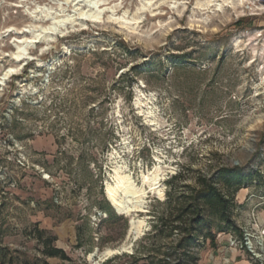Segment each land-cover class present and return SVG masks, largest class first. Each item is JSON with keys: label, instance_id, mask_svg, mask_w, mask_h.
<instances>
[{"label": "rangeland", "instance_id": "374dc122", "mask_svg": "<svg viewBox=\"0 0 264 264\" xmlns=\"http://www.w3.org/2000/svg\"><path fill=\"white\" fill-rule=\"evenodd\" d=\"M139 1L107 5L119 3L116 16L128 10L129 21ZM255 1L218 10L152 0L140 22L127 26L104 11L98 22L35 42L33 59L22 62L13 59L17 41L48 23L35 7L72 6L0 0V74L19 67L0 84V264H214L215 254L228 257L229 236L241 239L246 227L264 245V0ZM137 95L160 127L147 124ZM115 166L138 184L154 166L164 171L163 196L148 194L136 213L144 220L136 239L105 196ZM233 172L241 186L229 212L237 228L220 231L224 224L205 211L188 253L175 248L181 233L168 228L172 185L182 189L201 175L227 193L223 180ZM53 236L69 260L43 255ZM122 245L130 252L101 258ZM238 246L232 249L264 264V255L252 259Z\"/></svg>", "mask_w": 264, "mask_h": 264}, {"label": "bare ground", "instance_id": "6f19581e", "mask_svg": "<svg viewBox=\"0 0 264 264\" xmlns=\"http://www.w3.org/2000/svg\"><path fill=\"white\" fill-rule=\"evenodd\" d=\"M65 3L70 4L72 9L67 10L59 4L58 8L53 7H41L36 6L37 10L41 14V18L48 19V23L43 25H33V29L30 30L28 37H24L17 41L15 45V51L13 52V59L15 61L32 60L33 56L28 55V48L35 42L50 37L52 33L58 32L61 35H65L68 32V25L71 27L74 24L84 26V20H90L98 22L102 18L104 11H109L107 16L108 20H113L121 25H128V23L138 24L141 19V13L146 11L151 5L152 0H140L136 7L135 13L127 21L128 10H125L122 15L116 16L115 10L120 8L119 3L107 5L108 0H64ZM245 3L254 5L255 0H195V6L199 9H208L215 7L218 10L224 6H229L235 9L238 6H242ZM261 5H259L260 7ZM153 11V10H152ZM134 30V27H130ZM19 67L10 66L2 71L0 74V84L11 75L18 72ZM143 95H137L135 99V105L141 109V112L145 115L147 124L155 125L156 128L160 127V122L155 114V111L146 110L142 108L146 105V102L142 100ZM149 104V103H148ZM126 168V167H125ZM163 170L160 166H154L151 171L141 175V183L138 184L133 178L132 174L124 169L122 166H115L111 181H107L105 184V196L114 211L129 219L128 237L136 239L143 230L144 220L136 219V213L143 211L144 201L148 194H155L159 197L163 196V191L160 188V180L163 175ZM122 250L119 248H106L101 258H107L113 254L120 252H130L129 245H122ZM93 254H90V257Z\"/></svg>", "mask_w": 264, "mask_h": 264}, {"label": "trees", "instance_id": "16d2710c", "mask_svg": "<svg viewBox=\"0 0 264 264\" xmlns=\"http://www.w3.org/2000/svg\"><path fill=\"white\" fill-rule=\"evenodd\" d=\"M182 175L179 174L175 176V179H181ZM226 185L227 193H223L220 188L216 185L212 177H206L199 175L193 185L185 184L180 187L175 188V185H172L171 190L168 194L167 204L171 206V211H175L170 220L169 233H181L179 239L175 244V248L184 249L185 253H188L187 248H189L196 239V235L201 233L200 224L203 221L204 212L208 211L212 216L216 217L224 226L220 231H225L226 229H236L234 222L230 217V210L235 207L234 203V194L240 189V180L236 173H232L229 177L223 180ZM187 189V190H185ZM188 214L192 215V218L189 220H184V217ZM219 227V226H218ZM207 234L204 235L210 239L211 245L215 244V233L211 231L209 226L206 227ZM225 229V230H224ZM161 233L162 229L158 230ZM37 238L42 239L43 230L37 231ZM47 241H44V248L42 253L46 257H60L64 260H69V257L65 254L64 250L54 246L53 242L55 237L46 238ZM10 261H13L14 258L10 257ZM0 263H4L3 254H0ZM47 264L44 259H36L35 262L25 261L23 264ZM178 264V263H175Z\"/></svg>", "mask_w": 264, "mask_h": 264}, {"label": "built area", "instance_id": "2783aa9c", "mask_svg": "<svg viewBox=\"0 0 264 264\" xmlns=\"http://www.w3.org/2000/svg\"><path fill=\"white\" fill-rule=\"evenodd\" d=\"M252 228H245L243 230L242 238L236 239L232 236H229V243H228V249L236 248L239 244L240 249H245L246 252L250 253L251 258L255 260H261L262 255H264V245L261 241L258 242V246H256L254 242V233L251 230ZM264 231L261 232L263 234ZM220 264H230V260L228 257H223Z\"/></svg>", "mask_w": 264, "mask_h": 264}, {"label": "crops", "instance_id": "0c3cea01", "mask_svg": "<svg viewBox=\"0 0 264 264\" xmlns=\"http://www.w3.org/2000/svg\"><path fill=\"white\" fill-rule=\"evenodd\" d=\"M219 247V244L217 245ZM217 248V247H216ZM218 250V248H217ZM213 251L216 252V249L213 248ZM228 258L230 260V264H254L253 261H250V258L247 254H245L243 251H238L236 249H230L227 251ZM216 257L215 263L216 264L220 259L222 260L223 255L215 254ZM210 264V263H205Z\"/></svg>", "mask_w": 264, "mask_h": 264}, {"label": "water", "instance_id": "95a60500", "mask_svg": "<svg viewBox=\"0 0 264 264\" xmlns=\"http://www.w3.org/2000/svg\"><path fill=\"white\" fill-rule=\"evenodd\" d=\"M120 250H122V248L120 247Z\"/></svg>", "mask_w": 264, "mask_h": 264}]
</instances>
